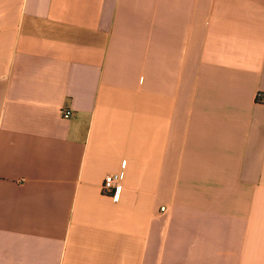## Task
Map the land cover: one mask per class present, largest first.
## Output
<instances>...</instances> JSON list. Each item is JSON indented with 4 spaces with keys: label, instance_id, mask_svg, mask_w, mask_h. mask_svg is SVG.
<instances>
[{
    "label": "crops",
    "instance_id": "obj_1",
    "mask_svg": "<svg viewBox=\"0 0 264 264\" xmlns=\"http://www.w3.org/2000/svg\"><path fill=\"white\" fill-rule=\"evenodd\" d=\"M0 264H264V0H0Z\"/></svg>",
    "mask_w": 264,
    "mask_h": 264
},
{
    "label": "built area",
    "instance_id": "obj_2",
    "mask_svg": "<svg viewBox=\"0 0 264 264\" xmlns=\"http://www.w3.org/2000/svg\"><path fill=\"white\" fill-rule=\"evenodd\" d=\"M260 95H258L259 97ZM61 115L65 119H69L74 116V112L71 109L64 108L61 111ZM124 176V171L117 173L108 174L102 184V191L104 194L112 197L114 201H119L121 193L123 191L122 179Z\"/></svg>",
    "mask_w": 264,
    "mask_h": 264
}]
</instances>
